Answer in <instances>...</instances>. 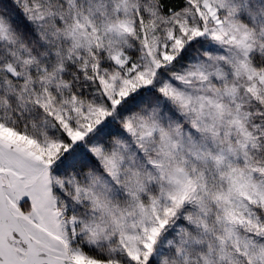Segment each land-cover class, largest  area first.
I'll return each mask as SVG.
<instances>
[{
  "label": "snow or ice",
  "instance_id": "snow-or-ice-1",
  "mask_svg": "<svg viewBox=\"0 0 264 264\" xmlns=\"http://www.w3.org/2000/svg\"><path fill=\"white\" fill-rule=\"evenodd\" d=\"M0 264H264V0H0Z\"/></svg>",
  "mask_w": 264,
  "mask_h": 264
}]
</instances>
